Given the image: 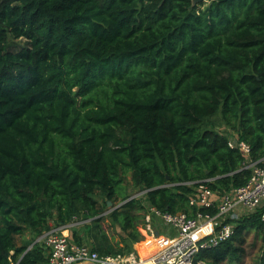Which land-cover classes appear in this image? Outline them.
I'll return each instance as SVG.
<instances>
[{
    "label": "trees",
    "instance_id": "1",
    "mask_svg": "<svg viewBox=\"0 0 264 264\" xmlns=\"http://www.w3.org/2000/svg\"><path fill=\"white\" fill-rule=\"evenodd\" d=\"M200 1L0 0V264H49L32 242L51 221L129 253L146 203L193 215L201 182L221 195L248 181L233 135L264 163V0ZM129 170L144 200L116 202ZM262 210L196 261L238 259L255 229L264 264Z\"/></svg>",
    "mask_w": 264,
    "mask_h": 264
},
{
    "label": "built area",
    "instance_id": "2",
    "mask_svg": "<svg viewBox=\"0 0 264 264\" xmlns=\"http://www.w3.org/2000/svg\"><path fill=\"white\" fill-rule=\"evenodd\" d=\"M228 145L246 157L244 167L251 170L248 181L221 195L201 182L189 199V205L195 208L193 215L185 211H163L149 205L145 227L155 242L148 247L147 255L142 256L134 249L126 254H101L86 243L73 241L64 233L63 226H57L46 233L49 264H206L196 261L199 252L220 244L235 233L234 224L226 222L230 212L239 208L241 214H247L264 207V163L251 158L252 149L247 141L233 135ZM212 207L217 208L215 214L203 210ZM154 216L175 232L160 234L155 231ZM261 219L264 221V210Z\"/></svg>",
    "mask_w": 264,
    "mask_h": 264
},
{
    "label": "rangeland",
    "instance_id": "3",
    "mask_svg": "<svg viewBox=\"0 0 264 264\" xmlns=\"http://www.w3.org/2000/svg\"><path fill=\"white\" fill-rule=\"evenodd\" d=\"M207 1L208 0H201L199 6L205 5V3ZM211 121L213 123V124H211L212 127H214L215 129H217L219 131H226L227 128L225 126H221V123H220V120H219L218 116L213 117L211 119ZM120 191H121V194L119 195V197L116 200V202H119V201L122 200L123 194L130 195V197L132 195H137V197H139L142 200H144V195L142 193V190L139 189L138 185L134 181L132 170H129L126 173V178H125V180L123 182V188H121ZM99 197L102 198L103 196L99 195ZM108 207L110 208L111 205L110 206L108 205ZM109 210H111V208L110 209H108V208L106 209L107 212ZM154 217H156V216H154ZM236 218L237 217L229 218V219L226 220V222L232 223V224L235 225L236 223H235L234 219H236ZM157 228L161 231L160 233H162V234H165V229H167L166 227H163L162 223H157L155 225V229H157ZM170 230H171L170 232L173 234L174 233V229L170 228ZM45 233H43L40 236H36L37 237L36 239H37V241H40L41 243H43L46 246V242H45L46 234ZM27 236L29 237L30 235H27ZM243 237H244V240H245L244 243H243V247H244L243 253H241V255H240V257L238 259H234V260L233 259H228L223 264H255L256 259L259 257V255L262 252L261 234L259 232H257L255 229H249V230L245 231V233L243 234ZM19 240H20V238H19ZM237 240L238 241H235V244L240 245L241 242L239 241V239H237ZM45 253L47 254L48 252L45 251Z\"/></svg>",
    "mask_w": 264,
    "mask_h": 264
},
{
    "label": "crops",
    "instance_id": "4",
    "mask_svg": "<svg viewBox=\"0 0 264 264\" xmlns=\"http://www.w3.org/2000/svg\"><path fill=\"white\" fill-rule=\"evenodd\" d=\"M143 193V192H142ZM218 194V193H217ZM133 196V195H132ZM134 196H137V195H134ZM133 196V197H134ZM131 198V197H130ZM150 204H148V203H146V206H147V208H148V206H149ZM110 206V205H109ZM242 212H241V209H239V208H237V209H235V210H233L232 212H230L229 214H228V216H227V219L228 218H233L234 216H241V215H243V214H241ZM157 223H162L163 224V227H166L167 229H165V233L166 232H170L171 230H170V227L169 226H167L166 224H164V222L161 220V219H158L157 217H153V220H152V226H153V228H154V230L155 231H157L158 233H160L161 231L157 228V229H155V225L157 224ZM50 225H51V228L53 229V228H55V227H57V223H55L54 221H51V223H50ZM63 231H64V233L65 234H67L68 235V237L69 238H71L72 239V236H71V234H72V231H74V230H77L80 234H82L83 235V237H85L84 236V228L80 225V222L79 221H74V222H72V223H70L69 225H66V226H63V229H62ZM174 232H175V230H174ZM47 233V232H46ZM45 233V234H46ZM171 233V232H170ZM160 234H162V233H160ZM73 240V239H72ZM154 242H155V240L153 239V237H152V235H151V232L149 233L148 232V230H146V238L144 239V240H141V241H138V242H136V243H133V246L135 247V250H138L139 252H140V245L141 244H146V247H145V250L147 251V254H148V247L149 246H153L154 245ZM45 248H47L46 246H45ZM48 249V248H47ZM46 249V251L49 253V249L47 250ZM151 249V248H150ZM141 253V252H140ZM146 254V255H147ZM83 264H90V263H83Z\"/></svg>",
    "mask_w": 264,
    "mask_h": 264
},
{
    "label": "bare ground",
    "instance_id": "5",
    "mask_svg": "<svg viewBox=\"0 0 264 264\" xmlns=\"http://www.w3.org/2000/svg\"><path fill=\"white\" fill-rule=\"evenodd\" d=\"M145 247H146V244L145 245L141 244L140 247H139L140 248V252L142 253L143 256L147 254V251L145 250Z\"/></svg>",
    "mask_w": 264,
    "mask_h": 264
},
{
    "label": "water",
    "instance_id": "6",
    "mask_svg": "<svg viewBox=\"0 0 264 264\" xmlns=\"http://www.w3.org/2000/svg\"><path fill=\"white\" fill-rule=\"evenodd\" d=\"M197 1H198V0H193V3H196ZM133 196H134V195H133ZM133 196H131V198H132ZM107 204H108V205H112V201L108 200ZM36 241H37V239L32 243V245H33ZM32 245H31V246H32Z\"/></svg>",
    "mask_w": 264,
    "mask_h": 264
}]
</instances>
